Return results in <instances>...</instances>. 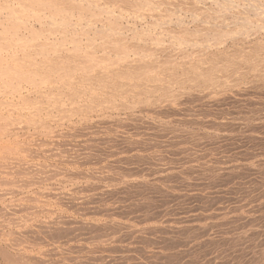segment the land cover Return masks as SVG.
Masks as SVG:
<instances>
[{"label":"rangeland","instance_id":"1","mask_svg":"<svg viewBox=\"0 0 264 264\" xmlns=\"http://www.w3.org/2000/svg\"><path fill=\"white\" fill-rule=\"evenodd\" d=\"M40 1L0 0V264H264V0L255 1L259 5L254 0H145L146 3L143 0H91L95 2L93 6L82 3V10L81 6L79 9L76 6L81 0L73 1L72 6L71 0H44L41 2L44 5ZM251 1L258 7L255 12ZM30 3L34 6L30 7ZM224 3H228L225 8ZM96 4L98 9L103 8L102 12L94 7ZM219 17L223 21L220 22ZM247 17L252 18L248 29L251 31L241 37L238 33L241 20ZM113 18L118 21L116 24ZM99 27L100 32H97ZM214 27L230 36L238 33L239 36H234L238 37L237 42L228 33L227 38L217 40L208 36L207 29ZM112 28H116L115 31ZM103 29L106 32H102ZM38 33H41L39 37ZM104 34L108 35L101 38ZM181 38L188 44L185 40L181 43ZM27 41L36 43L26 44ZM91 42L97 48L91 46ZM123 51L129 55L124 53L122 57ZM248 52L253 53L255 59L248 60ZM224 54L229 55L232 62L225 60ZM227 61L231 63L225 65ZM47 62H52L53 68L46 66ZM125 62L135 68L145 64L140 65L131 78L135 88L129 81L132 74H123L122 78L113 74L125 69L122 67ZM190 63L201 67L220 64L213 85L193 82V75H188L192 73L186 70L192 66ZM145 68L154 69L146 74ZM180 69L186 70L182 71L184 75ZM228 70H233V74ZM107 72L110 78H106ZM111 76L116 77L115 81ZM145 76L156 79L152 82ZM187 76L189 82H181L184 78L188 81ZM118 78L125 85L114 89ZM110 82H115L112 88ZM104 83L110 86L107 84L106 88ZM139 83H145L146 87ZM162 85H171L172 91L167 86L163 91L157 88ZM99 86L107 92L103 88L101 91ZM111 193H114L112 199ZM97 194L104 199L93 200L92 196ZM150 252L152 261L148 256Z\"/></svg>","mask_w":264,"mask_h":264},{"label":"bare ground","instance_id":"2","mask_svg":"<svg viewBox=\"0 0 264 264\" xmlns=\"http://www.w3.org/2000/svg\"><path fill=\"white\" fill-rule=\"evenodd\" d=\"M6 1H7V0H6ZM16 1H17V0H16ZM32 1H35V0H32ZM36 1H39V0H36ZM42 1H44V0H41V1H40V4H42V3H41ZM51 1H52V0H51ZM61 1H64V0H61ZM66 1H68V0H66ZM71 1H72V3L70 2L71 6H72V5H75V4H73V1H75V0H71ZM90 1H91V0H81L80 3L77 2V3H78V4L76 3V4H77V5H76V6H77V9H79L80 6H81L80 9L82 10V5H83L82 3H86V5L88 4L89 7H90V6H93L92 3H93L95 0L92 1V3H91ZM98 1H99V0H98ZM98 1H97V2H98ZM106 1H108V0H106ZM106 1H105L104 3L108 4L109 2L107 3ZM119 1H121V0H119ZM122 1H123V0H122ZM138 1H140V0H138ZM143 1H145V0H143ZM143 1L141 0V2H143ZM194 1H195V0H194ZM199 1H201V0H199ZM203 1H205V0H203ZM224 1H225V0H224ZM227 1L230 2V0H227ZM233 1H234V0H231V2H233ZM243 1H244V0H243ZM252 1H253V0H252ZM252 1H251V3H252ZM255 1L261 2L260 0H254V2H255ZM14 2H15V1H14ZM18 2H19V1H18ZM44 2H45V1H44ZM54 2H55V1H54ZM58 2H59V0H58ZM68 2H69V1H68ZM68 2H66V3L63 2V3L67 4ZM114 2H116V1L114 0ZM125 2H126V1H125ZM134 2H135V1H134ZM151 2H152V1H151ZM154 2H155V0H154ZM161 2H162V1H161ZM247 2H248V1H247ZM258 2H257V3L255 2V3L258 4ZM20 3H21V2H20ZM20 3H19V4H20ZM25 3H26V2H25ZM31 3H32V2H31ZM31 3L29 4V6H30V7L34 6V3H33L32 6H31ZM55 3H57V2H55ZM55 3H54V4H55ZM61 3H62V2H61ZM94 3H95V2H94ZM104 3H103V4H104ZM121 3H122V2H121ZM121 3H120V4H121ZM126 3H127V2H126ZM126 3H125V4H126ZM138 3H139V2H138ZM145 3H146V1H145ZM145 3H144V4H145ZM157 3H158V2H157ZM159 3H160V2H159ZM159 3H158V4H159ZM192 3H194V2H192ZM195 3H196V2H195ZM195 3H194V4H195ZM199 3H200V2H199ZM206 3H207V2H206ZM26 4H27V3H26ZM37 4H38V3H37ZM37 4H36V5H37ZM40 4H38V5H40ZM50 4H51V3H50ZM52 4H53V3H52ZM57 4H58V3H57ZM57 4H56V5H57ZM59 4H60V3H59ZM65 4H64V6H65ZM98 4H100V3H98ZM122 4H123V3H122ZM127 4H128V3H127ZM132 4H133V3H132ZM135 4H136V3H134V5H135ZM142 4H143V3H142ZM142 4H141V5H142ZM147 4H148V3H147ZM149 4H150V2H149ZM158 4H157V5H158ZM196 4H197V3H196ZM196 4H195V5H196ZM204 4H205V3H204ZM229 4H231V3H229ZM246 4H247V3H246ZM252 4H253V3H252ZM4 5H5V4H4ZM9 5H10V4L8 3V7H9ZM36 5H35V6H36ZM42 5H44V4H42ZM68 5H69V4H68ZM145 5H146V4H145ZM195 5H194V6H195ZM227 5H228V3H227V4L224 3V5H223L224 7H223V8L227 7ZM258 5H259V4H258ZM14 6H15V5H14ZM20 6H21V5H20ZM23 6H24V5L22 4V7H23ZM25 6H27V5H25ZM45 6H46V5H45ZM45 6H44V7H45ZM53 6H55V5H53ZM58 6H59V5H58ZM71 6L69 5V6H67V7L71 8ZM78 6H79V7H78ZM104 6L106 7L107 5H104ZM111 6H112V5H111ZM130 6H131V5H130ZM139 6H140V4H139ZM139 6H138V7H139ZM142 6H143V5H142ZM149 6H150V5H148V7H149ZM152 6H153V4L151 5L150 9L152 8ZM192 6H193V5H192ZM197 6H198V5H197ZM204 6H205V5H204ZM229 6H231V5H229ZM262 6H263V5H262ZM3 7H5V6H3ZM10 7H11V6H10ZM40 7H41V6H40ZM44 7H43V8H44ZM74 7H75V6H74ZM74 7H72V9H75ZM86 7H87V6H86ZM86 7H85V8H86ZM94 7L98 9L97 4L94 5ZM118 7H119V6H118ZM127 7H128V6H127ZM145 7H146V6H145ZM202 7H203V6H202ZM206 7H207V6H206ZM252 7H253L254 9H253ZM252 7H250V8H252V9L254 10V12L256 11L255 8H258V7L255 6L254 4H253ZM11 8H12V7H11ZM23 8H25V7H23ZM35 8L38 9L37 7H35ZM43 8H42V9H43ZM56 8H58V7H56ZM92 8H93V7H92ZM99 8H102V5H101V7L99 6ZM110 8H111V7H110ZM116 8H117V7H116ZM120 8H121V6H120ZM124 8H125V7H124ZM194 8H195V7H194ZM231 8H232V6H231ZM259 8H260V7H259ZM0 9H1V8H0ZM5 9H6V8H5ZM29 9H31V8H29ZM42 9H41V11H42ZM44 9H45V8H44ZM47 9H48V6H47ZM49 9H51V7H50ZM59 9H60V8H59ZM59 9H57V10L59 11ZM67 9H68V8H67ZM83 9H84V8H83ZM88 9H89V8H87V11H88ZM102 9H103V8H102ZM102 9H101V10H102ZM192 9H193V8H192ZM196 9H197V8H196ZM208 9H209V8H208ZM210 9H211V8H210ZM237 9H238V8H237ZM240 9H241V8H240ZM260 9H261V8H260ZM31 10L33 11V8H32ZM51 10H55V9H51ZM51 10H50V11H51ZM57 10H56V11H57ZM61 10H62V9H60V11H61ZM68 10H69V9H68ZM93 10H95V9H93ZM98 10H100V9H98ZM101 10H100V11H101ZM117 10H118V8H117ZM122 10H124V9H122ZM199 10H200V9H199ZM203 10H206V9H203ZM203 10H202V12H203ZM212 10H213V9H212ZM244 10H245V9H244ZM247 10H248V8H247ZM15 11H16V10H15ZM18 11H19V10H18ZM24 11H25V10H24ZM28 11H29V10H28ZM28 11H26V12H28ZM32 11L30 12V14L32 13ZM44 11H46V10H44ZM44 11H43V12H44ZM47 11H48V10H47ZM58 11H57V12H58ZM70 11H71V10H70ZM70 11H69V12H70ZM79 11H80V10H79ZM84 11H85V10H84ZM95 11H96V10H95ZM103 11H104V10H103ZM105 11L107 12L106 9H105ZM105 11H104V12H105ZM109 11H110V9H109ZM111 11H112V10H111ZM120 11H121V9H120ZM169 11H170V10H169ZM171 11H172V10H171ZM210 11H211V10H210ZM242 11H243V10H242ZM258 11H259V10H258ZM258 11H257V12H258ZM19 12H20V11H19ZM19 12H18V14H17V12H16L17 16L19 15ZM64 12H65V10H64ZM64 12L62 11V13H61V12H60V13H61V14H64ZM69 12H68V13H69ZM71 12H72V11H71ZM71 12H70V13H71ZM73 12H74V11H73ZM73 12H72V13H73ZM101 12H102V11H101ZM106 12H105V13H106ZM113 12H114V11H113ZM206 12H209V11H206ZM214 12H215V11H214ZM226 12H227V11H226ZM226 12H225V13H226ZM237 12H238V11H237ZM246 12H247V11H246ZM250 12H251V11H250ZM252 12H253V11H252ZM254 12H253V13H254ZM263 12H264V11H263ZM34 13H35V12H34ZM49 13H50V12H49ZM66 13H67V12H66ZM66 13H65V14H66ZM68 13H67V14H68ZM81 13H82V12H81ZM81 13H80V14H81ZM85 13H86V12H84V14H85ZM117 13H119V11H118ZM121 13H122V12H121ZM121 13H120V14H121ZM199 13H200V12H199ZM220 13H221V12H220ZM220 13H219V14H220ZM225 13H224V14H225ZM238 13H239V12H238ZM241 13H242V12H241ZM241 13H240V14H241ZM16 14H15V15H16ZM20 14H21V12H20ZM26 14H28V13H26ZM32 14H33V13H32ZM53 14H54V13H53ZM53 14H52V15H53ZM56 14H57V13H55V15H56ZM78 14H79V13H78ZM86 14H87V13H86ZM86 14H85V15H86ZM88 14H89V13H88ZM96 14H99V13H96ZM203 14H205V13H203ZM208 14H209V13H208ZM219 14H218V15H219ZM222 14H223V13H222ZM224 14H223V16H224ZM228 14H229V12H228ZM231 14H232V13H231ZM236 14H237V13H236ZM240 14H238V15H240ZM7 15H8V14H7ZM11 15H12V14H11ZM36 15H38V14H36ZM36 15H35V16H36ZM50 15H51V13H50ZM50 15H49V16H50ZM55 15H54V16H55ZM59 15H60V14H59ZM81 15H82V14H81ZM81 15H80V16H81ZM102 15H104V14L102 13L101 16H102ZM109 15H110V14H109ZM118 15H119V14H118ZM118 15H117V16H118ZM143 15H145V14H143ZM169 15H174V14H169ZM205 15H206V14H205ZM242 15H243V14H242ZM261 15H262V14H261ZM21 16H22V14H21ZM21 16H19V17H21ZM43 16H44V15H43ZM47 16H48V15H47ZM62 16H63V15H62ZM69 16H70V15H69ZM97 16H99V15H97ZM158 16H159V15H158ZM163 16H164V15H163ZM201 16H202V14H201ZM207 16H208V15H207ZM209 16H210V15H209ZM216 16H217V15H216ZM221 16H222V15H221ZM229 16H231V15H229ZM6 17H8V16H6ZM9 17H10V14H9ZM30 17H32V16H30ZM50 17H51V16H50ZM84 17H85V16H84ZM109 17H110V16H109ZM112 17H113V16H112ZM141 17H142V16H141ZM155 17H156V16H155ZM160 17H161V15H160ZM160 17H159V18H160ZM171 17H173V16H171ZM204 17H205V16H204ZM212 17H213V16H212ZM214 17H215V15H214ZM244 17H245V16H244ZM254 17H255V16H254ZM262 17H263V16H262ZM10 18H11V17H10ZM28 18H29V17H28ZM34 18H35V17H33V19H34ZM43 18H44V17H43ZM52 18H54V17H52ZM55 18H56V17H55ZM57 18H58V17H57ZM59 18L61 19V15H60ZM62 18H64V17H62ZM96 18H97V17H96ZM110 18H111V17H110ZM117 18H118V17H117ZM120 18H121V17H120ZM178 18H179V17H178ZM199 18H200V15H199ZM209 18H210V17H209ZM233 18H234V17H233ZM237 18H238V17H237ZM237 18H236V19H237ZM4 19H5V17H4ZM29 19H30V18H29ZM45 19H47V18H45ZM64 19H65V18H64ZM83 19L85 20L86 18H83ZM97 19H98V18H97ZM105 19H106V18H105ZM113 19H114V18H113ZM121 19H123V18H121ZM152 19H153V18H152ZM154 19H155V18H154ZM157 19H158V18H157ZM160 19H161V18H160ZM162 19H163V18H162ZM168 19H169V18H168ZM168 19H167V20H168ZM171 19H172V18H171ZM179 19H180V18H179ZM211 19H212V18H211ZM217 19H218V18H217ZM217 19H215V20H217ZM219 19H220V17H219ZM239 19H240V18H239ZM251 19H252V18H251ZM251 19L248 20V17H247V18H244L243 20H241L242 22L240 21V22H241V24H240V25H241V26H240V29H241V30L238 28V29L240 30V32H238V33H239V35H241V37H242V35L248 33L249 31H251V30L248 31V29H249V27H250V22H249V21L252 22ZM8 20H9V18H8ZM13 20H14V19H13ZM26 20H27V19H26ZM42 20H44V19H42ZM42 20H41V21H42ZM50 20H51V19H50ZM70 20H71V19H70ZM100 20H102V19H100ZM107 20H108V19H107ZM107 20H106V21H107ZM109 20H110V19H109ZM115 20H116V19H114V21H115ZM117 20H119V18H118ZM117 20H116L115 24L118 22ZM164 20H165V19H164ZM180 20H181V19H180ZM207 20H208V19H207ZM212 20H213V19H212ZM221 20L223 21V18L220 19V22H221ZM225 20H226V18H225ZM231 20H232V19H230L229 21H231ZM253 20H254V19H253ZM257 20H258V19H257ZM36 21H37V20H36ZM38 21H39V20H38ZM48 21H49V19H48ZM51 21H52V20H51ZM54 21L56 22V19H55ZM54 21H53V22H54ZM57 21H58V20H57ZM59 21H60V20H59ZM61 21H62V20H61ZM61 21H60V23H62ZM80 21L83 22V20H82V16H81V20H80ZM85 21H86V20H85ZM89 21H90V20H89ZM110 21H111V20H110ZM122 21H123V20H122ZM159 21H160V20H159ZM169 21H171V20H169ZM169 21H166V23L169 22ZM218 21H219V20H218ZM233 21H234V20H233ZM260 21L263 22V20H260ZM0 22H2V21H0ZM3 22H4V21H3ZM8 22L11 23L12 21H11V22L8 21ZM39 22H40V21H39ZM68 22H69V21H68ZM86 22H87V21H86ZM97 22L101 23L99 20H98ZM120 22H121V21H120ZM164 22H165V21H164ZM205 22H207V21H205ZM220 22H218V23H220ZM257 22H258V21H257ZM6 23H7V22H6ZM15 23H16V21H15ZM15 23H14V24H15ZM20 23H21V22H20ZM20 23H19V24H20ZM22 23H23V22H22ZM22 23H21V24H22ZM24 23H27V22H24ZM51 23H52V22H51ZM51 23H50V24H51ZM56 23H57V25L59 24L58 22H56ZM56 23H55V25H56ZM103 23H104V22H103ZM107 23H108V22H107ZM111 23H112V22H111ZM113 23H114V22H113ZM213 23H214V22H213ZM233 23H234V22H233ZM237 23H238V22H237ZM237 23H236V24H237ZM11 24H12V23H11ZM16 24H17V23H16ZM21 24H20V25H21ZM62 24H64V23H62ZM62 24H60V25H62ZM65 24H66V23H65ZM81 24H82V23H81ZM95 24H97V23H95ZM109 24H110V22H109ZM156 24H157V23H155V25H156ZM210 24H211V23H210ZM226 24H227V23H226ZM236 24H234V26H235ZM1 25H2V23H1ZM70 25H73V24H70ZM88 25H90V24H88ZM166 25H167V24H166ZM206 25H207V24H206ZM208 25H209V24H208ZM208 25H207V26H208ZM214 25H215V24H214ZM221 25H222V24H221ZM223 25H224V23H223ZM229 25L231 26V24H229ZM13 26H16V25H13ZM24 26H25V25H24ZM24 26H23V27H24ZM68 26H69V25H68ZM107 26H108V25H107ZM109 26H110V25H109ZM111 26H112V25H111ZM111 26H110V27H111ZM114 26H116V25H114ZM21 27H22V26H21ZM29 27H30V26H29ZM90 27H91V25H90ZM95 27H96V26H94V28H95ZM120 27H121V25H120ZM179 27H180V26H179ZM218 27H220V25H218ZM232 27H233V24H232ZM241 27H242V28H241ZM5 28H6V26H5ZM18 28H19V27H18ZM25 28H26V26H25ZM32 28H33V27H32ZM100 28H101V27H99V31H97L98 29H97L96 31H97V32H100ZM103 28H104V27H103ZM107 28H108V27H107ZM199 28H200V27H199ZM203 28H204V27H203ZM225 28H226V27H225ZM230 28H231V27H230ZM30 29H31V28H30ZM54 29H55V28H54ZM74 29H75V28H74ZM115 29H116V28H114V29L112 28V31H115ZM117 29H118V28H117ZM238 29H237V31H238ZM251 29H252V28H251ZM254 29H255V28H254ZM257 29H258V28H257ZM19 30H20V28H19ZM22 30H25V29H22ZM27 30H28V29H27ZM52 30H53V29H52ZM52 30H51V31H52ZM72 30H73V29H72ZM108 30H109V29H108ZM122 30L124 31V27L122 28ZM170 30H171V29H170ZM186 30H189V29H186ZM186 30H183V31L181 30V31L184 32V31H186ZM231 30H232V29H231ZM231 30H230V33H231ZM12 31H13V30H12ZM12 31H11V32H12ZM16 31H17V30L15 29V33L17 34L19 31H18V32H16ZM30 31H31V30H30ZM39 31H40V30H39ZM39 31L37 30V32H39ZM49 31H50V30H49ZM54 31H55V30H54ZM63 31H64V30H63ZM79 31H80V30H79ZM82 31H83V30H82ZM87 31H88V30H87ZM94 31H95V30H94ZM104 31H105V30L103 29L102 32H104ZM112 31H111V32H112ZM196 31H197V30H196ZM228 31H229V29H228ZM254 31H255V30H254ZM6 32H7V29H6ZM9 32H10V31H9ZM40 32H41V31H40ZM75 32H76V31H75ZM80 32H81V31H80ZM105 32H106V31H105ZM182 32H180V33L182 34ZM194 32H195V31H194ZM207 32H208V36H209V35H212V36L216 37V39L213 38V40H214V39H215V40H217V39H222V38L225 37V36H226V38H227V36H228V35L226 34V33H228V32L224 33L225 31L223 32L222 29H219V28H217V27H214V28H212V29H211V28H210V29H207ZM3 33H4V32H3ZM12 33H13V32H12ZM24 33H26V32H24ZM33 33H35V31H33ZM41 33H43V32H41ZM41 33H40V34H41ZM81 33H82V32H81ZM94 33H95V32H94ZM107 33L110 34V31H109V32L107 31ZM136 33H137V32H136ZM138 33H139V32H138ZM186 33H187V32H186ZM186 33H185V34H186ZM197 33H198V32H197ZM202 33H203V32H202ZM238 33H235L236 36L238 35ZM18 34H19V33H18ZM31 34H32V33H31ZM35 34L37 35V33H35ZM35 34H33V35H35ZM38 34H39V33H38ZM40 34H39L37 37H39ZM100 34H101V33H100ZM115 34H116V33H115ZM122 34H123V32H122ZM183 34H184V33H183ZM185 34H184V35H185ZM189 34H190V33H189ZM203 34H204V33H203ZM205 34H207V33H205ZM228 34H229V33H228ZM235 34H234V36H235ZM249 34H250V33H249ZM253 34H254V33H253ZM7 35H8V34H7ZM7 35H6V36H7ZM12 35H13V34H12ZM12 35H11V36H12ZM29 35H30V34H29ZM94 35H95V34H94ZM107 35H108V34H106V35L104 34V37H101V36H100V37H101V38H105V36H107ZM111 35H112V34H111ZM111 35H110V36H111ZM113 35H114V34H113ZM113 35H112V36H113ZM126 35H127V34H126ZM134 35H135V34H133V36H134ZM141 35H142V34H141ZM184 35H183V36H184ZM199 35H200V34H199ZM230 35H231V34H229V36H230ZM239 35H238V36H239ZM18 36H19V35H18ZM30 36H31V35H30ZM96 36H97V35H96ZM102 36H103V34H102ZM116 36H117V35H116ZM119 36H120V35H119ZM121 36H122V35H121ZM135 36H136V38H137V35H135ZM139 36H140V35H139ZM142 36H143V35H142ZM148 36H149V35H148ZM178 36H179V35H178ZM178 36H177V37H178ZM183 36H182V37H183ZM186 36H187V35H186ZM193 36H194V35H193ZM234 36H230V37H234ZM236 36H235V37H236ZM31 37H32V36H31ZM37 37H36V38H37ZM117 37H118V36H117ZM177 37H176V38H177ZM184 37H185V36H184ZM201 37H202V36H201ZM204 37H206V36H204ZM235 37H234V38H235ZM5 38H6V37H5ZM5 38H3V40H4ZM13 38H14V37H13ZM15 38H16V35H15ZM15 38H14V39H15ZM17 38H18V37H17ZM17 38H16V39H17ZM21 38H22V37L20 36V40H21ZM27 38H28V36H27ZM27 38L24 37L23 40L25 41V39H27ZM32 38L34 39V37H32ZM32 38H31V39H32ZM36 38H35V40H36ZM47 38H48V37H47ZM49 38H50V37H49ZM98 38H99V35H98ZM114 38H115V36H114ZM140 38H142V37H140ZM140 38H138V39H140ZM145 38H146V37H145ZM171 38H172V37H171ZM176 38H175V39H176ZM185 38H186V37H185ZM209 38H210V37H209ZM237 38H238V37H237ZM237 38H235V40H236ZM1 39H2V38H1ZM1 39H0V40H1ZM8 39H9V38H8ZM8 39H6V40H8ZM33 39H32V40H33ZM45 39H46V37H45ZM66 39H67V38H66ZM116 39H118V38H116ZM126 39H127V38H126ZM134 39H135V38H134ZM142 39H144V38H142ZM149 39H151V38H149ZM149 39H148V40H149ZM172 39H173V38H172ZM181 39H182V38H181ZM181 39H180V40H181ZM199 39H201V38H199ZM6 40H5V42H6ZM11 40H13L12 37L10 38V41H11ZM46 40H47V39H46ZM91 40H92V39H91ZM93 40H94V39H93ZM101 40H102V39H101ZM105 40H106V39H105ZM109 40H111V39H109ZM119 40H120V39H119ZM122 40H124V38H123ZM130 40H131V39H130ZM132 40H133V39H132ZM151 40H152V39H151ZM151 40H150V41H151ZM177 40H178V38H177ZM180 40H179V41H180ZM184 40H185V42H186V39H182V40H181V43H182ZM195 40H196V38H195ZM215 40H214V41H215ZM228 40H229V38H228ZM231 40H232V39H231ZM240 40H241V39H240ZM245 40H246V37H245ZM16 41H17V40H16ZM55 41H56V40H55ZM66 41H67V40H66ZM102 41H103V40H102ZM111 41H112V40H111ZM113 41H114V40H113ZM113 41H112V42H113ZM137 41H138V40H137ZM193 41H194V40H193ZM196 41H197V40H196ZM241 41H242V40H241ZM14 42H15V41H14ZM17 42H18V41H17ZM22 42H23V41H22ZM22 42H21V43H22ZM28 42L30 43V41H27L26 44H27ZM44 42H45V41H44ZM104 42H106V41H104ZM107 42H108V40H107ZM107 42H106V43H107ZM112 42H110L111 45H112ZM119 42H123V41H119ZM124 42H125V44H126V41H124ZM134 42H135V40H134ZM172 42H173V41H172ZM177 42H178V41H177ZM177 42H175V43H177ZM236 42H237V40H236ZM18 43H19V42H18ZM32 43H36V42H31L30 44H32ZM48 43H50V42H48ZM52 43H53V42H52ZM55 43L59 44L57 41H56ZM92 43H94V42H91V46L94 47L95 45L92 44ZM110 43H109V45H110ZM116 43H118V42H116ZM138 43H139V44H142V43H140V42H137V44H138ZM175 43H174V44H175ZM181 43H178V44H181ZM195 43H196V42H195ZM214 43H215V42H214ZM217 43H218V42H217ZM221 43H222V42H221ZM232 43H233V42H232ZM243 43H244V42H243ZM22 44H23V43H22ZM24 44H25V43H24ZM24 44H23V45H24ZM107 44H108V43H107ZM120 44H121V43H120ZM120 44H119V45H120ZM123 44H124V43H123ZM128 44H129V43H128ZM131 44H132V43H131ZM133 44H134V43H133ZM135 44H136V43H135ZM144 44L146 45V42H145ZM186 44H188V43L186 42ZM186 44H185V45H186ZM218 44H220V43H218ZM218 44H214V45L217 46ZM222 44H223V43H222ZM15 45H16V43H15ZM15 45H14V46H15ZM20 45H21V44H20ZM43 45H44V44H42V45H38V46H43ZM45 45H46V47H47V44H45ZM49 45H50V48L52 49L53 47H51V44H49ZM54 45H55V44H54ZM59 45H60V44H59ZM62 45H64V44H62ZM89 45H90V44H89ZM111 45H110V46H111ZM114 45H115V44H114ZM117 45H118V44H117ZM119 45H118V46H119ZM126 45H127V44H126ZM145 45L143 46L144 48H145ZM172 45H173V43H172ZM181 45H184V44H181ZM195 45H196V44H195ZM204 45H205V44H204ZM210 45H211V44H210ZM212 45H213V44H212ZM214 45H213V46H214ZM256 45H257V44H256ZM258 45H259V44H258ZM260 45H261V44H260ZM52 46H53V45H52ZM57 46H58V45H57ZM60 46H61V45H60ZM75 46H77V44H76ZM97 46H98V45H97ZM101 46H102V45H101ZM101 46H99V47H101ZM121 46H124V45H121ZM127 46H128V45H127ZM206 46H207V45H206ZM22 47H23V46H22ZM26 47H27V45H26ZM26 47H25V49H28V48H29V45H28V48H26ZM31 47H32V46H31ZM44 47H45V46H44ZM46 47H45V48H46ZM61 47H62V46H61ZM78 47H79V46H78ZM95 47H96V46H95ZM95 47H94V48H95ZM102 47H103V46H102ZM114 47H115V46H114ZM124 47H125V46H124ZM129 47H130V46H129ZM131 47H132V46H131ZM134 47H135V46H134ZM137 47H138V46H137ZM143 47H142V48H143ZM209 47H210V46H209ZM219 47H220V46H219ZM238 47H239V46H238ZM254 47H255V46H254ZM254 47H253V48H254ZM260 47H262V46H260ZM20 48H21V47H20ZM39 48H40V47H39ZM50 48H49V49H50ZM73 48L75 49V51L78 50V48H75V47H73ZM79 48L81 49V47H79ZM96 48H97V47H96ZM108 48H110V47H108ZM115 48H117V47H115ZM115 48L112 47V49H115ZM147 48H148V46H147ZM154 48H155V47H154ZM156 48H157V47H156ZM207 48H208V46H207ZM213 48H214V47H213ZM249 48H250V47H249ZM251 48H252V46H251ZM262 48H263V47H262ZM262 48H261V50H262ZM30 49H31V48H30ZM40 49H41V48H40ZM55 49H56V48H55ZM57 49H59V48H57ZM74 49H71V52H74V51H72V50H74ZM76 49H77V50H76ZM100 49H103V48H100ZM104 49H105V45H104ZM104 49H103V50H104ZM118 49H120V48H118ZM121 49L124 50L123 48H121ZM126 49L129 50L128 48H126ZM158 49H159V48H158ZM158 49H156V50H158ZM160 49H161V48H160ZM164 49H165V48H164ZM171 49L173 50L172 46H171ZM181 49H182V48H181ZM209 49H210V48H209ZM218 49H219V48H218ZM233 49H234V48H233ZM15 50H16V49H15ZM21 50H24V49H21ZM28 50H29V49H28ZM28 50H27V51H28ZM43 50H44V49H43ZM45 50H46V49H45ZM53 50H54V48H53ZM122 50H121V51H122ZM127 50H126V51H127ZM131 50H133V49L131 48ZM150 50H151V49H150ZM156 50H154V51H156ZM199 50H200V49H199ZM224 50H225V49H224ZM224 50H222V51H224ZM227 50L229 51V49H227ZM261 50H260V51H261ZM19 51H20V49H19ZM31 51H33V49H32ZM38 51H39V49L37 50V52H38ZM40 51H41V50H40ZM56 51H57V50H56ZM61 51H62V50H61ZM66 51H67V53H68V50H66ZM69 51H70V50H69ZM78 51H79V50H78ZM114 51H115V50H114ZM161 51H163V48H162ZM184 51H186V50H184ZM217 51H219V50H217ZM232 51H233V50H232ZM234 51H235V50H234ZM239 51H240V50H239ZM241 51H242V50H241ZM244 51H245V50H244ZM247 51H248V50H247ZM251 51H252V50H251ZM257 51H258V50H257ZM14 52H17V51H14ZM23 52H24V51H23ZM23 52H22V53H23ZM28 52H29V51H28ZM34 52H35V51H34ZM41 52H43V51H41ZM41 52H40V54H41ZM44 52H46V51H44ZM64 52H65V51H64ZM71 52H70V53H71ZM111 52L113 53L112 50H111ZM116 52H117V51H116ZM130 52L132 53V51H130ZM165 52H166V49L164 50V53H165ZM168 52H169V51H168ZM182 52H183V51L181 50V53H182ZM199 52H200V51H199ZM209 52H210V51H209ZM224 52H225V51H224ZM24 53H25V52H24ZM46 53H47V52H46ZM54 53H55V52H54ZM54 53H53V54H54ZM59 53H61V52H59ZM78 53H79V52H78ZM114 53H115V52H114ZM121 53H122V52H121ZM124 53H125V51H123V54H124ZM128 53H129V52H128ZM162 53H163V52H162ZM162 53H161V54H162ZM185 53H186V52H185ZM185 53H184V54H185ZM195 53H196V52H195ZM202 53H203V52H202ZM202 53H201L200 55H202ZM218 53H219V52H218ZM248 53H249V54H252V55H249ZM248 53H247V54H248V60L251 59V58H254V57H253V53H250V52H248ZM26 54H27V53H26ZM40 54H39V55H40ZM74 54H76V53H74ZM74 54H73V56H74ZM109 54H110V53H109ZM117 54H118V53H117ZM123 54H122V57L125 56L126 53H125L124 55H123ZM167 54L170 55L169 53H167ZM197 54H198V53H197ZM209 54H210V53H209ZM219 54H220V53H219ZM226 54H228V53H226ZM229 54H230V52H229ZM231 54H232V52H231ZM245 54H246V51H245ZM259 54H260V53H259ZM34 55H35V53H34ZM47 55H48V54H47ZM54 55H55V54H54ZM54 55H53V56H54ZM56 55H57V54H56ZM63 55H64V54H63ZM88 55H90V54H88ZM126 55H127V54H126ZM128 55H129V54H128ZM128 55H127V56H128ZM168 55H165V56L167 57ZM200 55H199V56H200ZM207 55H208V54H207ZM207 55H206V56H207ZM217 55H218V54H217ZM224 55H225V54H224ZM232 55H233V54H232ZM236 55H237V51H236ZM239 55H240V54H239ZM241 55H242V54H241ZM256 55H257V54H256ZM28 56H30V54H29V55L27 54V57H28ZM51 56H52V55H51ZM53 56H52V57H53ZM58 56H60V54H58ZM67 56H68V54H67ZM114 56H115V54H114ZM117 56H118V55H117ZM149 56H150V55H149ZM151 56H152V55H151ZM153 56H154V55H153ZM172 56H173V55H172ZM196 56H197V55H196ZM202 56H203V55H202ZM202 56H201V57H202ZM212 56H213V55H212ZM218 56H221V54L218 55ZM228 56H229V55H228ZM228 56L225 55L224 59H225V60L227 59V60H230V61H231V58H229ZM233 56H234V55H233ZM237 56H238V55H237ZM69 57H71L70 54H69ZM74 57H77V56H74ZM88 57H89V56H88ZM109 57H110V56H109ZM140 57H141V56H140ZM168 57H171V56H168ZM173 57H174V56H173ZM214 57H215V56H214ZM46 58H47V56H46ZM50 58H51V57H49L48 59H50ZM56 58H57V56H56ZM65 58H66V57H65ZM71 58H73V57H71ZM117 58H118V57H116L115 59L117 60ZM142 58H143V56H142ZM144 58H146V57H144ZM198 58H199V57H198ZM211 58H213V57H210V59H211ZM221 58H222V57H221ZM246 58H247V57H246ZM257 58H258V56H257ZM30 59H32V58H30ZM67 59H68V58H67ZM67 59H66V60H67ZM137 59L139 60V58H137ZM146 59L148 60V58H146ZM149 59L153 60L151 57H150ZM169 59H170V58H169ZM214 59H215V58H213V60H214ZM216 59H217V58H216ZM240 59H241V58H240ZM254 59H255V58H254ZM57 60H59V58H58ZM68 60H69V59H68ZM118 60H119V58H118ZM118 60H117V63H119ZM120 60H121V62L123 61L122 58H121ZM133 60H134V59H133ZM167 60H168V59H167ZM171 60H172V59H171ZM192 60H194V59H192ZM203 60H204V59H203ZM246 60H247V59H246ZM248 60H247V61H248ZM251 60H252V59H251ZM259 60L262 61L263 58H262V60H261V59H258V61H259ZM142 61H145V59L142 60ZM153 61H154V60H153ZM155 61H157V60L155 59ZM158 61H159V60H158ZM158 61H157V62H158ZM163 61H164V62H162V63H165V60H163ZM173 61H175V60H173ZM204 61H205V60H204ZM211 61H212V60H211ZM215 61H216V60H215ZM221 61H222V60H221ZM235 61H236V63H237V60H235ZM240 61H241V60H240ZM243 61H244V59H243ZM247 61H246V62H247ZM260 61H259V62H260ZM263 61H264V60H263ZM263 61H262V62H263ZM33 62H34V61H33ZM41 62H42V61H41ZM41 62H39V63H41ZM52 62H55V58H54V61H52ZM52 62L50 63L51 65L53 64ZM59 62H60V61H59ZM59 62H58V63H59ZM62 62H63V60H62ZM69 62H70V61H69ZM133 62H134V61H133ZM138 62H139V61H138ZM186 62H187V61H185V63H186ZM213 62H214V61H213ZM213 62H212V63H213ZM222 62L224 63V61H222ZM231 62H232V61H231ZM231 62L227 61V62H226L227 64H225V65H228V63H231ZM241 62H242V61H241ZM248 62H250V61H248ZM259 62H258V63H259ZM43 63H45V62H43ZM56 63H57V62H56ZM122 63H123V62H122ZM122 63H121V64H122ZM125 63H126V62H125ZM128 63H129V62H128ZM130 63H131V65H132V62H130ZM140 63H141V62H140ZM145 63H146V62H145ZM149 63H150V62H149ZM154 63H155V62H154ZM159 63H160V62H159ZM159 63H158V64H159ZM179 63H180V62H179ZM199 63H200V62H199ZM223 63H222V64H223ZM239 63H240V62H239ZM239 63H238V65L240 66L241 64H239ZM244 63H245V62H244ZM254 63H256V62H254ZM260 63H261V62H260ZM260 63H259V64H260ZM48 64H49V63L47 62V64H45V65L47 66ZM50 64H49V66H51ZM54 64H55V63H54ZM61 64H62V63H61ZM68 64H70V63H68ZM68 64H67V65H68ZM137 64L139 65V63H137ZM142 64H144V63H142ZM142 64H140V65H142ZM151 64H152V63H150V65H151ZM160 64H161V63H160ZM160 64H159V65H160ZM165 64H166V63H165ZM190 64H191V63H190ZM194 64H195V63H194ZM202 64H203V63H202ZM232 64H233V63H232ZM232 64H229V65L232 66ZM234 64H235V63H234ZM263 64H264V63H263ZM40 65H42V64H40ZM43 65H44V64H43ZM43 65H42V66H43ZM65 65H66V63H65ZM116 65H117V64H116ZM129 65H130V64H129ZM129 65H128L127 63H126V65H125V67H124V65H123V66L121 65V66H122L123 68H125V69H122L121 66H120L121 69H118V70H116L115 72H114L113 70H110L109 67H108V68H109L110 71H113V74L115 73V74L118 75V76L120 75L121 78H122L121 75H123V74H125V75H126V74H127V75L132 74V77H131V75H130V77H129V78H130L129 81L131 82V78H133V76L135 77V71H137L136 69H138V67H140V65H139L138 67H136V68L133 67V66H129ZM133 65H134V64H133ZM135 65H136V64H135ZM135 65H134V66H135ZM144 65H145V64H144ZM146 65H147V64H146ZM153 65H154V64H153ZM162 65H163V64H162ZM168 65H170V64H168ZM173 65H175V64H173ZM179 65H180V64H179ZM191 65H192V66L189 65L190 67H188V68H187V67H184L183 69L187 68L186 70H187L189 73H192V74H188V75H193V76H192L193 79L190 78V79L193 80V82L196 81V82H198L199 84H202V86H203V83H204V84H205V83H208V84H209V83H210V84L212 83V85H213V78H215L214 75H215L216 69L219 68L220 64H219V66L217 65V67H214V66H211V67L204 66V67H207V68L201 67L202 65L200 66V64H199V65H197V64H195V65L191 64ZM235 65H237V64H235ZM256 65H257V63H256ZM54 66H55V65H54ZM60 66H61V65H60ZM63 66H64V64H63ZM68 66H69V65H68ZM154 66H155V65H154ZM154 66H153V67H154ZM164 66H165V65H164ZM166 66H167V65H166ZM183 66H184V64H183ZM185 66H186V65H185ZM187 66H188V65H187ZM257 66H259V65H257ZM44 67H45V66H44ZM118 67H119V66H118ZM142 67H143V66H142ZM142 67H141V68H142ZM146 67H147V66H146ZM161 67H163V66H161ZM161 67L159 66L160 69H161ZM170 67H171V66H170ZM176 67H177V65H176ZM179 67H180V66H179ZM179 67H178V68H179ZM223 67H224V66H223ZM223 67H222V69L225 68V67H224V68H223ZM232 67H233V66H232ZM234 67H235V66H234ZM250 67H251V66H250ZM50 68H53V67L51 66ZM56 68H57V71L60 69V67H59V69H58V66H57ZM66 68H67V67H66ZM69 68H70V66H69ZM108 68H106V71H108V70H107ZM149 68H151V67H149ZM155 68H156V66H155ZM157 68H158V65H157ZM167 68H169V67H167ZM167 68H166V69H167ZM172 68H173V67H172ZM180 68H181V67H180ZM230 68H231V67H230ZM248 68H249V65H248ZM256 68H257V67H256ZM256 68H255V69H256ZM64 69H65V67H64ZM152 69H154V68H152ZM152 69H151V70H152ZM175 69H176V68H175ZM183 69H182V70L180 69V71H181L182 74H183L182 71H184V72L186 71V70H183ZM220 69H221V67H220ZM220 69H219V70H220ZM237 69H238V68H237ZM68 70H69V69H68ZM114 70H115V68H114ZM138 70H139V69H138ZM144 70H147V69L145 68ZM151 70H149V71H151ZM167 70H168V69H167ZM170 70H171V69H170ZM172 70H173V69H172ZM104 71H105V70H104ZM149 71L147 70V71H146V74H147V72H149ZM153 71H154V70H153ZM161 71L163 72V70H161ZM174 71H175V70H174ZM217 71H218V70H217ZM228 71H229V70H228ZM230 71H231V70H230ZM230 71H229V72H230ZM232 71H233V70H232ZM232 71H231V73L233 74ZM162 72H161V73H162ZM164 72H165V70H164ZM168 72H169V70H168ZM223 72H224V71H223ZM225 72H226V71H225ZM144 73H145V72L143 71L142 74H144ZM152 73H154V72H151V74H152ZM157 73H158V72H157ZM159 73H160V71H159ZM166 73H167V72H166ZM177 73H178V72H177ZM102 74H103V73H102ZM105 74H106V78H107V77L110 78V76H109L110 73L107 72V73H105ZM105 74H104V75H105ZM107 74H109V75H107ZM111 74H112V73H111ZM133 74H134V75H133ZM136 74H137V73H136ZM151 74H150V75H151ZM170 74H172V73H170ZM228 74H229V73H228ZM100 75H101V74H100ZM116 75H114V76H116ZM138 75H139V74H138ZM158 75H159V74H158ZM160 75H162V74H160ZM183 75H184V74H183ZM186 75H187V72H186ZM96 76H98V75H96ZM118 76H116V77H118ZM166 76H167V74H166ZM89 77L91 78V75H90ZM89 77H87L88 80H89ZM103 77H104V76H103ZM111 77H112L113 79L116 78V77H113V76H111ZM145 77H146V76H145ZM145 77H144V78H145ZM155 77H156V76H155ZM167 77H170V76H167ZM174 77H176V76H174ZM106 78H104V80H105ZM109 78H108V79H109ZM112 78H111V79H112ZM127 78H128V77L126 76V80H128ZM136 78H137V77H136ZM146 78H147V77H146ZM146 78H145V79H146ZM160 78H163V77H160ZM171 78H172V77H171ZM216 78H217V77H216ZM93 79H94V78H93ZM96 79H97V78H96ZM147 79H151V80H153L152 82H154V80H155L156 78H154V77H152V78L149 77V78H147ZM167 79H168V78H167ZM173 79H174V78H173ZM175 79H176V78H175ZM178 79H179V78H178ZM182 79H183V78H182ZM240 79H241V76H240ZM85 80H86V78H85ZM91 80H92V78H91ZM99 80H100V76H99ZM116 80H117V79H116ZM118 80H119V78H118ZM118 80H117V81H118ZM124 80H125V79H124ZM134 80H135V79H134ZM143 80H144V79H143ZM158 80H159V79H158ZM158 80H157V81H158ZM160 80H161V79H160ZM160 80H159V81H160ZM169 80H172V79H169ZM180 80H181V79H180ZM180 80H179V81L177 80V82H180ZM187 80H188V81H185V78H184V80H182L181 82H183V81H184L183 83H185V82H189V78H188V76H187ZM215 80H216V79H215ZM218 80H220V79L218 78ZM242 80H243V79H242ZM106 81H107V80H106ZM110 81H111V80H110ZM114 81H115V79H114ZM121 81H122V80H121ZM121 81L119 80V81H118L119 83H115V82H113V84L115 83V84H114V89H116L115 87H117V89H120V88H118V87H121V88H122V86L125 85V83H123V82H121ZM135 81L137 82V80H135ZM139 81H140V78H139ZM149 81H150V80H149ZM88 82H90V81H88ZM94 82H95V81H94ZM111 82H112V81H111ZM111 82H110V83H111ZM124 82H127V81H124ZM146 82H147V80H146ZM146 82H145V83H146ZM161 82H162V81H161ZM171 82H172V81H171ZM177 82H176V83H177ZM190 82H191V81H190ZM223 82H224V81H223ZM90 83H91V82H90ZM95 83H96V82H95ZM95 83H94V84H95ZM97 83H98V81H97ZM110 83H109V84H110ZM145 83H144V84H145ZM149 83H150V82H149ZM162 83H163V82H162ZM173 83H174V82H173ZM215 83H217V82H215ZM215 83H214V85H215ZM220 83H222V82H220ZM92 84H93V80H92ZM105 84H106V83H104V85H105ZM107 84H108V83H107ZM107 84L105 85V87L107 86ZM109 84H108V85H109ZM113 84H112V83L110 84V85H111V88L113 87ZM126 84H127V83H126ZM129 84H130V83H128L127 85L129 86ZM131 84H132V82H131ZM131 84H130V85H131ZM139 84H140V83H139ZM144 84H143V85H144ZM146 84H147V83H146ZM152 84H153V83H152ZM185 84H186V83H185ZM185 84H184V85H185ZM223 84H224V83H223ZM110 85H109V86H110ZM132 85H133V84H132ZM140 85H141V84H140ZM140 85H139V86H140ZM143 85H141V86H143ZM148 85H149V84H148ZM196 85H197V83H196ZM205 85H206V84H205ZM212 85H211V86H212ZM217 85H218V83H217ZM221 85H222V84H221ZM87 86H88V85H87ZM109 86H107L106 88H108ZM136 86H137V85H136ZM144 86H145V85H144ZM152 86H156V84H155V85H152ZM166 86H167V85H162V86H158L157 88H163V89H162V91H163L164 89H166V88H164V87H166ZM169 86L172 87L171 85H168L167 88H168ZM197 86H198V85H197ZM200 86H201V85H200ZM218 86H219V85H218ZM222 86H223V85H222ZM99 87H101V86H99ZM126 87H127V86H126ZM145 87H146V86H145ZM145 87H144V89L146 90ZM170 87L168 88L169 90H170ZM204 87H205V86H204ZM87 88H88V87H87ZM102 88H103V87H101V91L104 90V88H103V90H102ZM111 88H110V89H111ZM127 88H128V87H127ZM133 88H135V85H133ZM137 88H139V87L137 86ZM137 88H136V89H137ZM72 89H74V88L72 87V88H71V91H72ZM129 89H130V88H128V90H129ZM144 89H143V90H144ZM148 89L150 90L149 87H148ZM172 89H173V88H172ZM98 90H99V89H98ZM125 90H126V88H125ZM125 90H124V91H125ZM128 90H127V91H128ZM130 90H131V89H130ZM138 90H139V89H138ZM143 90H142V92H143ZM157 90H158V89H157ZM160 90H161V89H160ZM104 91H105V90H104ZM109 91H110V90H109ZM112 91H113V90H112ZM119 91H120V90H119ZM131 91H132V90H131ZM151 91H152V90H151ZM153 91H154V89H153ZM155 91H156V89H155ZM155 91H154V92H155ZM165 91H167V90H165ZM170 91H172V90H170ZM105 92H107V91H105ZM105 92H104V93H105ZM113 92H114V91H113ZM129 92H130V91H129ZM133 92H134V91H133ZM157 92H158V91H157ZM159 92H161V91H159ZM109 93H110V92H109ZM135 93H136V92H135ZM140 93H141V92H140ZM140 93H139V94H140ZM146 93H147V91H146ZM146 93H145V95H146ZM150 93H152V92H150ZM164 93H165V92H164ZM74 94H75V93H74ZM91 94L94 95V93H91ZM99 94H101V93H99ZM99 94H98V95H99ZM120 94H121V92H120ZM125 94H126V93H125ZM125 94H124V96H125ZM137 94H138V91H137L136 95H137ZM147 94H149V92H148ZM165 94H166V93H165ZM98 95H97V96H98ZM115 95L117 96L116 91H115ZM136 95H135V96H136ZM186 95H188V94H186ZM111 96H112V95H111ZM118 96H119V95H118ZM120 96H121V95H120ZM142 96H144V95H142ZM142 96H140V97H142ZM149 96H150V95H149ZM197 96H198V95H197ZM95 97H96V96H95ZM104 97H106L105 94H104ZM109 97H110V96H109ZM114 97H115V96H114ZM122 97H123V96H122ZM130 97H131V96H130ZM187 97H188V96H187ZM201 97H202V96H201ZM90 98H91V97H90ZM123 98H124V97H123ZM143 98H145V97H143ZM183 98H184V97H183ZM198 98H199V97H198ZM92 99H93V102L96 101V100H94V98H92ZM104 99H105V98H104ZM187 99H188V98H187ZM57 100H58V99H57ZM88 100H89V99H88ZM88 100H87V101H88ZM101 100H103V99H101ZM139 100H140V99H139ZM144 100H145V99H144ZM188 100H189V99H188ZM200 100H201V98H200ZM149 101H150V100H149ZM176 101H178V100H176ZM189 101H190V100H189ZM194 101H195V100H194ZM90 102H91V101H90ZM90 102H89V103H90ZM102 102H103V101H102ZM112 102H113V101H112ZM146 103H147V101H146ZM150 103H151V102H150ZM57 104H58V102H57ZM59 104H60V101H59ZM91 104H92V103H91ZM148 104H149V103H148ZM95 105H96V104H95ZM122 105H123V103H122ZM84 106H86V105H84ZM89 106H90V105H89ZM124 106H125V105H124ZM80 107L83 108L82 106H80ZM80 107H79V109H80ZM86 107H87V106H86ZM93 107H94V106H93ZM95 107H96V106H95ZM170 107H171V106H170ZM76 108H77V107H76ZM88 108H89V107H88ZM96 108H97V107H96ZM122 108H123V107H122ZM124 108H125V107H124ZM58 109H60V111H61V108H58ZM74 109H75V108H74ZM74 109L72 108V110H74ZM93 109H94V108H93ZM63 110H64V109H63ZM63 110H62V111H63ZM86 110H87V109H86ZM89 110H90V109H89ZM91 110H92V108H91ZM65 111H66V110H64V112H65ZM80 111H81V109H80ZM77 112H78V111H77ZM82 112H83V111H81V114H82ZM87 112H88V111H87ZM87 112H86V114H87ZM90 112H91V111H90ZM92 112H93V110H92ZM73 113H74V112H73ZM155 113H156V112H155ZM157 113H158V111H157ZM83 115H84V113H83ZM130 143H131V142H130ZM132 145H133V144H132ZM126 147H127V146H126ZM129 148H131V147H129ZM127 149H128V148H127ZM129 150H130V149H129ZM132 151H133V150H132ZM136 153H138V152H136ZM134 154H135V153H134ZM139 154H140V153H139ZM141 157H142V156L140 155V158H141ZM131 158H132V157H131ZM133 158H136V157H133ZM137 158H138V157H137ZM125 159H126V158H125ZM141 160H143V159H141ZM128 162H129V161H128ZM136 162H137V161H136ZM116 169H117V167H116ZM118 170H119V169H118ZM155 171H156V170H155ZM141 172H142V171H141ZM153 172H154V171H153ZM153 172H152V173H153ZM159 172H160V171H159ZM159 172H158V173H159ZM161 172H162V171H161ZM138 173H139V172H138ZM117 174H118V173H117ZM117 174H116V175H117ZM153 174H154V173H153ZM165 174H166V173H165ZM150 175H151V174H150ZM159 175H160V174H159ZM162 175H163V174H162ZM118 176H119V175H118ZM113 177H114V176H113ZM119 177H120V176H119ZM173 177H174V176H173ZM173 177H172V178H173ZM175 177H176V175H175ZM175 177H174V178H175ZM168 178H170V180H171V176L168 177ZM168 178H167V179H168ZM110 179H111V178H110ZM145 179H147V178H145ZM160 179H161V178H160ZM164 179H165V178L161 179V181H163ZM112 180H113V178H112ZM114 180H115V179H114ZM173 180H175V179H173ZM109 181H110V180H109ZM119 181H121V179H119ZM158 181H159V180H158ZM161 181H160V182H161ZM180 181H181V180H180ZM112 182H113V181H112ZM121 182H122V181H121ZM126 183H127V182H126ZM126 183H125V185L128 184V183H127V184H126ZM147 183H148V182H147ZM164 183H165V182H164ZM170 183H171V182H170ZM177 183H178V182H177ZM112 184H113V183H112ZM114 184H115V183H114ZM122 184H123V183H122ZM138 184H139V183H138ZM142 184H143V183H142ZM142 184H140V185H142ZM144 184H145V183H144ZM165 184H166V183H165ZM178 184H179V183H178ZM133 185H135V183H134ZM146 185H147V184H146ZM149 185H150V184H149ZM153 185H154V184H153ZM129 186H130V185H129ZM129 186H128V187H129ZM138 186H139V185H138ZM154 186H155V185H154ZM157 186H158V185H157ZM184 186H185V185H184ZM119 187H120V186H119ZM133 187H134V186H133ZM135 187H137V186L135 185ZM140 187H142V186H140ZM149 187H150V186H149ZM152 187H153V186H152ZM168 187H169V186H168ZM177 187H178V186H177ZM185 187H186V186H185ZM88 188H89V187H88ZM116 188H117V187H116ZM129 188L131 189L132 187L130 186ZM145 188H146V187H145ZM145 188H144V189H145ZM178 188H179V187H178ZM127 189H128V188H126V190H127ZM137 189H138V188H137ZM154 189H155V187H154ZM154 189H153V190H154ZM170 189H171V188H170ZM173 189H174V188H173ZM91 190H92V189H91ZM95 190H96V189H95ZM101 190H102V189H101ZM111 190H112V191H110V192H113V189H111ZM133 190H134V189H133ZM139 190H140V189H139ZM157 190H158V187H157ZM161 190H163V189H161ZM161 190H160V191H161ZM171 190H172V189H171ZM78 191H79V190H78ZM97 191H98V190H97ZM102 191H103V190H102ZM102 191H101V192H102ZM104 191H105V190H104ZM118 191H119V188H118ZM121 191H122V190H121ZM127 191H128V190H127ZM141 191H142V190H141ZM85 192H86V191H85ZM87 192H88V190H87ZM110 192H109V193H110ZM119 192H120V191H119ZM119 192H118V193H119ZM122 192H123V191H122ZM122 192H121V193H122ZM130 192H131V190H130ZM173 192H174V191H173ZM92 193H93V192H92ZM105 193H106V192H105ZM109 193H108V195H109ZM114 193H116V192H114ZM114 193H113V194H114ZM118 193H117V194H118ZM123 193H124V192H123ZM125 193H126V192H125ZM164 193H165V192H164ZM166 193H167V192H166ZM89 194H90V193H89ZM106 194H107V193H106ZM106 194H105V195H106ZM113 194H112V193L110 194V195H112V196H110L111 199H112V197H113ZM130 194H132V193H130ZM168 194H169V192H168ZM168 194H167V195H168ZM170 194H171V193H170ZM84 195H85V194H84ZM102 195H104V194H102ZM123 195H124V194H123ZM167 195H166V196H167ZM93 196H95V195H93ZM93 196H92L93 200H96V199L99 198V195H98V194H97L96 197H93ZM120 196H121V194H120ZM126 196H127V194H126ZM175 196H176V195H175ZM180 196H181V195H180ZM182 196H183V195H182ZM193 196H194V195H193ZM88 197H89V195H88ZM200 197H201V196H200ZM101 198L104 199L103 196H102ZM101 198H99V199L102 200ZM105 198H106V197H105ZM121 198H122V197H121ZM167 198L169 199V195H168ZM171 198H172V197H171ZM174 198H175V197H174ZM176 198H177V197H176ZM186 198H187V196H186ZM86 199H87V197H86ZM113 199H114V198H113ZM116 199H117V198H116ZM116 199H115V200H116ZM122 199H124V198H122ZM179 199H180V198H179ZM181 199H182V198H181ZM184 199H185V198H184ZM195 199H196V198H195ZM197 199H198V198H197ZM201 199H203V197H202ZM87 200H88V199H87ZM119 200H120V199H119ZM170 200H172V199H170ZM177 200H178V199H177ZM203 200H204V199H203ZM120 201H122V200H120ZM127 201H128V200H127ZM201 201H202V200H201ZM88 202H89V201H88ZM194 202H195V201H194ZM200 203H201V202H200ZM212 203H213V202H212ZM214 203H215V202H214ZM214 203H213V204H214ZM209 204H210V202H209ZM129 207H130V206H129ZM97 212H98V211H97ZM200 216H201V215H200ZM193 217H195V216H193ZM194 219H196V218H194ZM192 221H193V220H192ZM67 226H69V225H66V227H67ZM40 227H41V226H40ZM69 227H71V225H70ZM80 227H82V226H80ZM62 228H64V227H62ZM72 228L74 229L75 227H72ZM84 228H85V227H84ZM95 228H96V227H95ZM95 228H94V229H95ZM59 229H60V228H59ZM78 229H80V228L78 227ZM78 229H77V230H78ZM86 229H87V228H86ZM97 229H98V228H97ZM36 230H37V228H36ZM55 230H56V229H55ZM55 230H54V232H55ZM95 230H96V229H95ZM40 231H41V230H40ZM63 231H64V230H63ZM72 231H73V230H72ZM98 231H99V230H98ZM152 231H153V230H152ZM29 232H30V231H29ZM42 232H44V231H42ZM67 232H68V231H67ZM153 232H154V231H153ZM26 233H27V231H26ZM31 233L33 234V232H31ZM31 233H30V234H31ZM34 233H35V232H34ZM47 233H48V232H47ZM47 233H46V231H45V235H46ZM64 233H66V231H65ZM73 233H75V232H73ZM30 234H29V235H30ZM40 234H42V233L39 232V235H40ZM56 234H60V233H57V232H56ZM67 234H68V233H67ZM71 234H72V232H71ZM132 234H134V233H132ZM49 235H50V234H48V236H49ZM51 235H52V234H51ZM48 236H46V237H48ZM63 236H64V235H63ZM37 237H38V236H37ZM40 237H41L42 239L44 238L43 236H40ZM38 238H39V237H38ZM41 238H40V239H41ZM59 238H60V236H59ZM36 239H37V238H36ZM46 239H47V238H46ZM52 239H53V237H52ZM54 239H55V238H54ZM37 240H38V239H37ZM127 250H128V249H127ZM53 251H55V250H53ZM80 251H81V250H80ZM133 252H134V251H133ZM54 253H55V252H54ZM126 253H127V252H126ZM123 254H124V253H123ZM127 254H128V253H127ZM132 254H133V253H132ZM148 254H149V253H148ZM148 254H146V255H148ZM151 254H152V253L150 252V254L148 255L149 258H150L149 260L152 259V258L150 257ZM146 255H145V256H146ZM163 255H164V254H163ZM128 256H129V255H128ZM154 256H155V255H154ZM154 256L152 255L153 259L155 258ZM159 256H160V255H159ZM129 257H130V256H129ZM156 257H157V256H156ZM164 257H165V256H164ZM29 259H30V258H29ZM33 259H34V258H33ZM41 259H42V258H41ZM70 259H71V258H70ZM73 259H74V258H73ZM73 259H72V260H73ZM142 259H143V258H142ZM147 259H148V258H147ZM68 260H69V259H68ZM32 261H33V260H32ZM37 261H38V260H37ZM39 261H40V260H39ZM39 261H38V262H39ZM73 261H74V260H73ZM75 261H76V260H75ZM75 261H74V262H75ZM144 261H145V260H144ZM151 261H152V260H151ZM76 262H78V261H76ZM149 262H150V261H149ZM154 262H155V261H154ZM43 263H44V262H43ZM76 264H77V263H76ZM144 264H145V263H144ZM146 264H147V263H146ZM151 264H152V263H151Z\"/></svg>","mask_w":264,"mask_h":264}]
</instances>
